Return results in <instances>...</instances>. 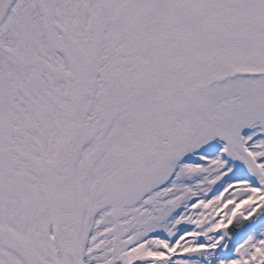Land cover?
Here are the masks:
<instances>
[{"label":"snow or ice","instance_id":"obj_1","mask_svg":"<svg viewBox=\"0 0 264 264\" xmlns=\"http://www.w3.org/2000/svg\"><path fill=\"white\" fill-rule=\"evenodd\" d=\"M0 264H264V0H0Z\"/></svg>","mask_w":264,"mask_h":264}]
</instances>
